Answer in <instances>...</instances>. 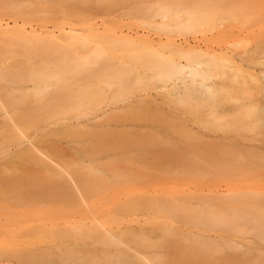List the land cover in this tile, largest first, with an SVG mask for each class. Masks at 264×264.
Masks as SVG:
<instances>
[{
  "label": "rangeland",
  "instance_id": "rangeland-1",
  "mask_svg": "<svg viewBox=\"0 0 264 264\" xmlns=\"http://www.w3.org/2000/svg\"><path fill=\"white\" fill-rule=\"evenodd\" d=\"M190 1L0 0V264L83 246L91 212L117 233L90 264H126L121 226L166 264H264V0ZM160 38L232 54L211 61L213 96L168 94L156 68L187 58ZM29 147L59 151L82 194L22 156Z\"/></svg>",
  "mask_w": 264,
  "mask_h": 264
},
{
  "label": "bare ground",
  "instance_id": "bare-ground-1",
  "mask_svg": "<svg viewBox=\"0 0 264 264\" xmlns=\"http://www.w3.org/2000/svg\"><path fill=\"white\" fill-rule=\"evenodd\" d=\"M190 1V0H189ZM208 1V0H207ZM182 3V2H181ZM191 3V1H190ZM195 3V2H194ZM185 5V4H184ZM168 7V6H167ZM192 7V6H191ZM185 8V7H184ZM189 8V7H188ZM201 9V7H200ZM162 10H164V8H162ZM189 10V9H188ZM203 10V9H202ZM159 11V10H158ZM161 11V10H160ZM190 11V10H189ZM199 11V9L197 10ZM170 13V12H169ZM195 13V12H194ZM193 13V14H194ZM202 14V12H200ZM199 13V14H200ZM208 13V12H207ZM211 13V12H210ZM209 13V15H210ZM213 14H215L214 11H212ZM196 14V13H195ZM206 14V12H205ZM205 14L203 16H205ZM163 17L167 16L166 12H165V16L164 14H161ZM161 16V17H162ZM201 16V15H200ZM202 16V17H203ZM212 16V14H211ZM210 16V18H211ZM214 16V15H213ZM216 16V14H215ZM157 17V16H156ZM185 17V16H183ZM191 17V16H190ZM189 18V17H188ZM215 18V17H214ZM190 19V18H189ZM188 19V20H189ZM198 19V18H196ZM200 19H198L197 22H199ZM216 20V19H215ZM183 21V20H181ZM186 20H184L185 22ZM202 21V20H201ZM214 21V20H213ZM166 22V21H165ZM183 22V23H184ZM187 22V21H186ZM204 22H209V20H205ZM212 22V21H211ZM210 22V23H211ZM182 23V22H181ZM180 23V24H181ZM189 23V22H188ZM192 24H190V26L194 25L195 26V23L190 22ZM200 23V22H199ZM198 23V24H199ZM213 23H216V22H213ZM177 24V23H176ZM179 24V25H180ZM201 25L204 24L203 22L200 23ZM173 25V24H172ZM178 25V24H177ZM164 26V25H163ZM188 25V27H190ZM155 27V26H154ZM160 27V26H159ZM180 27H185V25H181ZM208 27V26H207ZM178 28V27H177ZM186 28V27H185ZM183 28V29H185ZM192 29V28H191ZM180 30V29H179ZM75 32V31H74ZM148 35L144 36L148 42H151V41H154L155 38H153L150 33H147ZM159 44H162L164 43L166 45L169 46V44H172L173 46H175V50L178 48V52L181 53L182 56L180 57H186V62L184 61H181V60H178V59H172L169 60L168 62H161L160 64H162V67L165 65V63H167L166 67L163 68V70H159L158 68L156 67H153V68H156L155 71H156V75L157 77L163 82L164 86L167 88L168 87V94H171V97L172 98H187L189 96V94L191 93L192 97H198V98H201V97H204L206 96V98L208 99V95H214L215 92H217L215 89H216V85L214 83V81L212 80V76H211V73L208 72L210 69L212 70L213 68L211 67V61L214 60V58L216 59V56L217 54H220V55H223V56H228L230 55V53H227L225 50V52H223V49L220 50V52L218 53L217 51H219V49H209L208 47L204 48L200 45H195V44H191V43H186V44H183L182 42H177L175 39H170L168 38L167 40H164L163 38H160L158 41H157ZM260 44V43H259ZM163 45V44H162ZM162 45H158V47L160 48V46ZM264 45V44H263ZM166 46V47H168ZM262 46V45H261ZM68 47V46H67ZM157 47V48H158ZM165 47V46H164ZM171 47V46H170ZM156 48V47H155ZM154 48V49H155ZM224 48V47H223ZM171 49V48H170ZM157 50V49H155ZM169 50V49H168ZM177 52V53H178ZM247 52V51H246ZM250 52V51H249ZM254 52V51H253ZM175 54V53H174ZM244 54V53H243ZM249 54V53H248ZM177 55V54H176ZM232 55V54H231ZM230 55V56H231ZM225 56V57H226ZM228 56V58L230 57ZM240 56V59L242 62H244V57L241 56V54H239ZM238 56V57H239ZM75 59V58H74ZM87 59V58H86ZM96 59V58H95ZM191 59H196L195 62H193V60L191 61ZM231 59V58H230ZM234 59V58H233ZM236 59V58H235ZM234 59V60H235ZM217 60V59H216ZM220 60V59H219ZM222 60V59H221ZM225 60V59H224ZM238 60V59H237ZM97 61V60H96ZM227 61V60H226ZM232 61V60H231ZM78 62V61H77ZM88 62V61H87ZM95 62V61H94ZM230 64L231 62L228 61ZM234 62V61H232ZM239 62V61H238ZM262 62V61H261ZM82 63V62H81ZM91 63V62H90ZM96 64V63H95ZM236 64V63H235ZM85 65V64H84ZM84 65H80V66H84ZM154 65V64H153ZM151 65V66H153ZM159 65V64H158ZM216 66V65H214ZM233 66H234V63H233ZM161 67V66H159ZM244 67V66H243ZM242 67V68H243ZM233 68V67H232ZM222 69V68H221ZM239 69V68H238ZM154 70V69H153ZM152 70V73L154 72ZM233 70V69H232ZM40 71V70H39ZM221 71V70H220ZM248 71V70H247ZM77 72V71H76ZM264 73V71H262ZM261 72V73H262ZM260 73V72H259ZM37 74V73H36ZM78 74V73H77ZM221 74V73H220ZM242 74V73H241ZM41 75V74H40ZM127 75V74H126ZM250 75V74H248ZM258 75V74H257ZM263 75V74H261ZM3 76V75H2ZM59 76V75H58ZM61 76V75H60ZM154 76V75H153ZM233 76V74H232ZM45 76H43L44 78ZM55 77V76H54ZM12 78V77H11ZM39 78V77H38ZM37 78V80H38ZM116 78V77H115ZM35 79V77H34ZM110 79V78H109ZM153 79V78H152ZM257 79V78H256ZM36 80V87L37 88V82ZM40 80V79H39ZM46 80V78H45ZM54 80V79H53ZM258 80V79H257ZM56 81V80H54ZM109 81V80H108ZM171 81V82H170ZM255 81V80H254ZM11 82V81H10ZM25 82V81H24ZM33 82V81H32ZM35 82V81H34ZM40 82V81H39ZM244 82V81H243ZM51 83V82H50ZM49 82L47 83L46 86L49 87ZM169 83V84H168ZM245 83V82H244ZM55 85V83H53ZM240 84V83H239ZM243 85V84H242ZM241 85V86H242ZM256 85V83H255ZM259 85V84H258ZM244 86V85H243ZM23 88L21 89H28L27 87L25 86H21ZM122 87V86H121ZM124 87V86H123ZM122 87V88H123ZM47 88V87H46ZM256 88V87H255ZM38 89V88H37ZM257 89V88H256ZM49 90V88H48ZM224 90V89H223ZM222 90V91H223ZM259 91V90H257ZM6 92V91H5ZM38 92V91H37ZM9 93V92H8ZM167 94V92H166ZM98 95V94H97ZM162 96H165V93L162 94ZM162 96H159V97H162ZM168 96V95H167ZM189 96V97H191ZM233 96V95H232ZM155 97V96H154ZM159 97H155L157 98L156 100L158 101ZM154 98V99H155ZM163 98V97H162ZM166 98V97H164ZM168 98V97H167ZM205 97L202 98V100L206 99ZM209 98H212L209 96ZM234 98V97H233ZM169 99V98H168ZM173 99V100H175ZM194 99V98H192ZM169 100L172 101V99L170 98ZM168 100V101H169ZM181 100H184V99H181ZM163 101H166L163 99ZM201 101V99H200ZM217 101V100H216ZM204 102V101H203ZM202 102V103H203ZM129 103V102H128ZM214 103V101L212 102ZM256 103V102H255ZM256 106V104H254ZM188 106V105H187ZM186 106V107H187ZM119 107V106H118ZM116 107V109L118 108ZM260 107V106H259ZM121 106L118 108L120 109ZM255 108V107H254ZM253 108V109H254ZM264 108V107H263ZM115 109V108H114ZM115 109V110H116ZM190 110V109H189ZM252 110V109H250ZM255 110V109H254ZM253 110V112H255ZM108 111H113V108H111L110 110H106L105 114L108 115ZM257 111V110H256ZM256 113V112H255ZM104 114V112H103ZM104 114V115H105ZM242 112L239 114L241 115ZM244 114V113H243ZM102 115V114H101ZM104 115L102 117H104ZM255 115V114H254ZM264 115V114H263ZM10 117V116H9ZM100 115L96 116L95 117V120H98L100 118H102ZM110 117V116H109ZM164 117V116H163ZM168 117V116H167ZM259 117V116H258ZM257 117V118H258ZM241 118V117H240ZM246 118V117H245ZM230 119V118H229ZM234 119V118H233ZM232 119V120H233ZM243 119V118H242ZM170 120V119H169ZM231 120V121H232ZM240 120V119H239ZM15 122V120H13ZM12 121V122H13ZM164 121V119H163ZM226 121V120H225ZM244 121V120H243ZM245 121L247 122V120L245 119ZM11 122V123H12ZM261 122V121H260ZM226 123V122H225ZM240 123V122H239ZM259 123V122H258ZM14 124V125H13ZM12 125L15 127V123H13ZM163 124V123H162ZM238 124V123H237ZM261 123H259L260 125ZM187 125V124H186ZM230 125V124H229ZM243 125V124H242ZM245 125V124H244ZM176 126V125H175ZM225 126V125H224ZM236 126V125H234ZM237 126H240L237 125ZM258 126V125H257ZM17 127V126H16ZM242 127V126H241ZM240 127V128H241ZM246 127V126H245ZM256 127V126H255ZM70 128V127H69ZM166 128V127H165ZM227 128V127H226ZM236 128V127H235ZM238 128V127H237ZM239 128V129H240ZM239 129H236L238 130L237 132L235 133H240V130ZM188 130V129H187ZM242 130V129H241ZM253 130V128H252ZM175 131V130H174ZM235 131V130H234ZM22 132V131H21ZM173 132V131H172ZM229 132V131H228ZM246 131H244L245 133ZM171 133V132H170ZM179 133V132H178ZM22 134V133H20ZM144 134V133H143ZM175 135V132L174 134ZM255 135V134H254ZM260 135V134H259ZM167 136V135H166ZM176 136V135H175ZM180 136V135H179ZM194 137V136H193ZM256 137V136H255ZM138 138V141H140V135L137 137ZM198 139V138H197ZM229 139V138H228ZM225 140V139H224ZM232 140V139H231ZM250 140V139H249ZM17 141V140H16ZM90 141V140H89ZM166 141V140H165ZM169 141V140H168ZM221 141V140H220ZM223 141V140H222ZM245 141V140H244ZM262 141V140H261ZM257 142V139L256 141ZM171 143V142H170ZM231 143V142H230ZM247 143V142H246ZM254 143V142H253ZM259 143V142H257ZM31 144V142H30ZM242 144V143H241ZM35 144H31V146ZM242 146V145H241ZM251 146V144H250ZM29 147V149L27 150H24V152L22 153V156H25V157H28L29 159H31V161L34 163L36 161V163L39 162V164L41 163V165H43V169L45 168L46 171H49L50 175L53 176V179H58V181L61 180V182H63L64 184H68L71 186V188L73 189V186L75 188V193L77 192L78 193H81L82 194V191H81V184L84 183L82 181H84V179L82 178L81 174H80V177H79V174H77L76 170H75V173L73 171H70V169L72 170V167L71 168H68V167H64L62 165L64 164H59V163H62V156L59 158H55L56 156H58V152L59 151H56L55 149H50L48 148V151H50V154L49 152L47 153V151H43V149H31ZM32 150H34V153H36V150H38V152H40L41 154H34L32 152ZM58 150V149H57ZM264 150V149H263ZM53 154H52V153ZM57 152V153H56ZM60 153V152H59ZM45 155L49 161L45 160L44 159V156ZM36 155V157L34 156ZM61 155V154H60ZM43 156V157H42ZM71 158V157H70ZM57 159H60L57 161ZM38 160V162H37ZM51 161V162H50ZM35 163V164H36ZM50 163V164H49ZM52 163V164H51ZM54 163V164H53ZM41 167V165H39ZM54 165V166H53ZM56 165H58L56 167ZM69 164H67V166H69ZM72 165V164H71ZM73 166V165H72ZM99 165H97L98 167ZM76 168V167H75ZM73 167V169H75ZM42 169V168H41ZM69 169V170H68ZM97 170V169H96ZM103 171V170H102ZM48 174V173H47ZM78 175V176H77ZM107 177V176H106ZM80 178L82 180H80ZM79 182H82L79 184ZM63 184V185H64ZM65 186V185H64ZM74 191V189H73ZM75 195V199H82V197H79L78 195ZM219 194H222L221 192ZM224 194V193H223ZM222 194V195H223ZM217 195V194H216ZM219 196V195H218ZM211 197V196H210ZM213 198V197H211ZM28 202V201H27ZM82 201L80 202H77L78 204L80 203L81 204ZM197 208V207H196ZM82 209V208H81ZM93 209V208H92ZM84 210V209H82ZM90 208H88V212H89ZM94 210V209H93ZM92 210V211H93ZM85 211V210H84ZM84 211H80L79 213H82ZM87 212V211H86ZM87 212V214H88ZM95 212V211H94ZM98 212V211H97ZM93 212L90 213V215L92 216ZM222 213V211H221ZM87 214H84V215H87ZM99 214V213H98ZM224 214V213H223ZM80 215V214H79ZM78 215V217H80ZM96 215V214H95ZM101 215V214H100ZM104 215V214H103ZM102 215V216H103ZM82 216V215H81ZM91 216H87V219L86 220H81V225L84 226V229H86L87 231L86 232H89L90 234L88 235V238H90V241L89 242H85V244H83V246H76L77 249L75 248H72L70 245H63V246H44V247H39L37 248L36 250H33V252L29 253L27 256H26V260L28 262V264H90L88 263L86 260H87V254H94V252H97L98 254H101L103 250H101L100 248H98V246H96V242L98 243L99 241V237H101V239L103 240V236H106V235H112V236H115L117 232L114 231V229L112 227H109L107 226V224L105 225V221H101L99 217H91ZM105 216V215H104ZM86 217V216H84ZM222 217V216H221ZM225 217V216H224ZM82 219V217H80ZM78 218V219H80ZM102 218V217H101ZM85 219V218H83ZM80 222V221H79ZM173 222V221H172ZM79 224V227H81V225ZM123 227V226H121ZM119 227L120 229H117L119 230L118 232H121L120 235H121V238L120 239V247L117 251V258L119 259V255H121L122 259H123V262L126 263V264H166V263H163L162 260H161V257H160V251H161V247L160 245H156V244H153V243H150V242H147L145 241V238L144 236L141 234V233H138V232H135L134 234L135 235H139V237H132L129 241H128V236L129 235H133L131 234V232L133 231V229H129V228H121ZM170 227V226H169ZM77 228V227H76ZM81 229V228H80ZM83 230V228L81 229ZM85 231V230H84ZM147 231V230H146ZM158 232V231H157ZM152 233V232H150ZM146 234V233H145ZM158 235V234H157ZM134 236V235H133ZM141 236V237H140ZM159 236V235H158ZM98 237V238H97ZM213 237V236H212ZM98 239V240H96ZM105 254L107 255L110 250L107 252V251H104ZM165 252V251H164ZM167 254V253H166ZM6 255V254H5ZM166 256V255H165ZM14 259V258H13ZM205 260V259H204ZM203 260V262H204ZM250 260V259H248ZM223 260H221L222 262ZM253 263V262H252ZM97 264H104L103 262L99 261ZM211 264H214V263H211ZM259 264V263H258Z\"/></svg>",
  "mask_w": 264,
  "mask_h": 264
}]
</instances>
